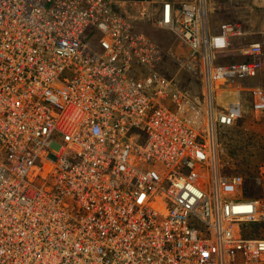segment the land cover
Segmentation results:
<instances>
[{
	"label": "built area",
	"instance_id": "1",
	"mask_svg": "<svg viewBox=\"0 0 264 264\" xmlns=\"http://www.w3.org/2000/svg\"><path fill=\"white\" fill-rule=\"evenodd\" d=\"M208 1L0 0V264H264V165L247 196L220 139L264 120V84L220 61L245 32ZM150 23L199 55V93Z\"/></svg>",
	"mask_w": 264,
	"mask_h": 264
},
{
	"label": "rangeland",
	"instance_id": "2",
	"mask_svg": "<svg viewBox=\"0 0 264 264\" xmlns=\"http://www.w3.org/2000/svg\"><path fill=\"white\" fill-rule=\"evenodd\" d=\"M155 1L159 7L162 6V0ZM208 4L213 27L218 29L223 22L240 23L245 32V36L233 39L230 51H225L220 57L221 62L242 63L247 56L242 54L240 48L252 41H261L264 45V0H209ZM144 29L158 40L163 53L159 70L169 78L178 80L182 87L192 93H199L203 85L199 55L157 24L150 23ZM260 64L264 77V54ZM220 139L224 172L245 176L247 196L258 195L260 190L255 186V177L264 165V120L259 122L246 113L236 126L224 129ZM251 235L264 236V225L251 226L248 231L245 229V236Z\"/></svg>",
	"mask_w": 264,
	"mask_h": 264
},
{
	"label": "trees",
	"instance_id": "3",
	"mask_svg": "<svg viewBox=\"0 0 264 264\" xmlns=\"http://www.w3.org/2000/svg\"><path fill=\"white\" fill-rule=\"evenodd\" d=\"M261 58H262V56H256V57H253V56H251V57H246L245 59H244V62L246 61V60H249V61H252V60H254V61H257V63L259 64V76H258V78L256 79V81H255V84H259V85H262V84H264V81H263V79L261 78L262 76H263V74L260 72L261 71V68H260V60H261ZM261 74V75H260Z\"/></svg>",
	"mask_w": 264,
	"mask_h": 264
},
{
	"label": "bare ground",
	"instance_id": "4",
	"mask_svg": "<svg viewBox=\"0 0 264 264\" xmlns=\"http://www.w3.org/2000/svg\"><path fill=\"white\" fill-rule=\"evenodd\" d=\"M172 1H176V0H172ZM151 27V26H150ZM158 28V27H157ZM138 29H141V30H145L144 29V26L140 25L138 26ZM156 42L158 43V40H156ZM163 49V48H162ZM186 66V65H185ZM222 101V99H220V102Z\"/></svg>",
	"mask_w": 264,
	"mask_h": 264
}]
</instances>
